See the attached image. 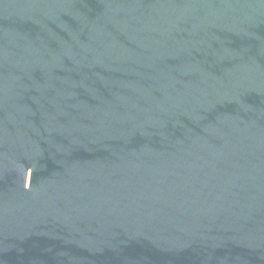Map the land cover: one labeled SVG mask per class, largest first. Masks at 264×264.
<instances>
[{
    "label": "water",
    "instance_id": "obj_1",
    "mask_svg": "<svg viewBox=\"0 0 264 264\" xmlns=\"http://www.w3.org/2000/svg\"><path fill=\"white\" fill-rule=\"evenodd\" d=\"M0 264H264V0H0Z\"/></svg>",
    "mask_w": 264,
    "mask_h": 264
}]
</instances>
